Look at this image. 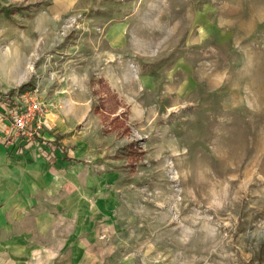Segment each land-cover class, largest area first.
<instances>
[{"label": "rangeland", "instance_id": "374dc122", "mask_svg": "<svg viewBox=\"0 0 264 264\" xmlns=\"http://www.w3.org/2000/svg\"><path fill=\"white\" fill-rule=\"evenodd\" d=\"M53 2L0 0V93L29 81L52 102L49 162L59 135L82 137V218L48 215L63 185L33 190L0 264H70L78 222L108 264H264V0ZM106 19L129 23L117 43ZM71 77L90 99L67 128L53 96H78Z\"/></svg>", "mask_w": 264, "mask_h": 264}, {"label": "crops", "instance_id": "0c3cea01", "mask_svg": "<svg viewBox=\"0 0 264 264\" xmlns=\"http://www.w3.org/2000/svg\"><path fill=\"white\" fill-rule=\"evenodd\" d=\"M53 3L54 9L60 11L84 10L90 8V6H87L85 4L84 0H54ZM107 6L108 3H99L97 7L101 10H105ZM128 24L129 23H127V21L125 20L120 22L119 20L113 21V19H110V21H108L106 19L102 23H100V25L108 27V29L106 30L107 33H105L104 35L101 34L100 37L106 39L107 42L111 43L113 41L114 43H117L119 34L122 33V30L120 31V28H124ZM110 49L111 50H106V54H114L113 47H111ZM78 52L79 54H82V49ZM71 73H75L74 69L71 71ZM71 78V81L67 79V83H69L68 87H70L72 83L77 84L78 88H76V94L78 95L77 97L80 98L76 99L77 97H73L72 94H65L63 96H60V93L55 94L53 97H58L59 101H61L62 109L66 105L80 106L82 105V103L87 105V101H89L90 99L89 97H86L82 100V78ZM52 80L54 79H51L50 81ZM64 90L66 91V88H64L63 86L61 91ZM63 110L62 114L64 115H62L63 117H61V119H59V117H56V114L54 113L55 126L58 119L63 122L64 126L67 128L72 127L68 122H78L80 120L79 118H75L69 115V113H67L68 109L64 108ZM1 113L2 112L0 107V115ZM51 116L53 119L54 115L51 114ZM47 132L52 135L55 130H51L52 133L50 131ZM67 137L68 136L59 135V141H57L56 144H59L60 146L62 141V143H65L67 147L65 148L66 151H63L58 147L57 152H59V150L61 152L57 153L58 156L54 162H49L47 159L43 158L42 155L37 154L34 147L30 148L29 150L26 149L22 154H18L16 153V150L13 146L8 148L0 141V231L2 230L6 232V227L10 228L15 226V222H13V219H16L17 217H20L22 215L21 212H23L24 210V204L27 205L33 202L37 203L33 197H30V195H28L29 193H31L33 190H39L44 193L43 191L46 192L50 189L52 190L54 188V184L63 185L66 188L67 193L65 194L64 192L62 196L63 199H59L60 201H56L54 205L55 211L48 212V215L50 214V216L53 217L58 213H61L66 218H75V216L80 214L76 218H82V177L78 176V171L82 169V158L78 157H81V154H84L85 152L87 153L88 151L80 148H74L75 150H73L72 147H68V145H76L82 142L80 139L82 137H80L79 135H74L69 138ZM38 181L42 182L40 186L37 183ZM7 182H12L13 184L8 187ZM46 188H49V190ZM17 189L23 194H17L18 196L15 197L14 194ZM25 193H27V195ZM77 212H79V214H77ZM82 226L84 229H82ZM92 228L93 227H91V225H82V222H78V224H75L73 227H71V230L67 231V233L71 235V237H69L68 239L72 238V243L71 245L70 243H66L67 245H69V247H65L64 249H62L66 250L62 258H68L70 264H108L107 259L105 260L106 256H104V250L98 249L96 252H93L92 249L88 248V243L86 241H83L82 237H80V234H86L87 229ZM14 229L15 228L12 229V232ZM5 242V239L0 240V249L4 248V250H6L8 244L6 243V246ZM94 257H96V259H94ZM59 260H55L56 263Z\"/></svg>", "mask_w": 264, "mask_h": 264}, {"label": "built area", "instance_id": "2783aa9c", "mask_svg": "<svg viewBox=\"0 0 264 264\" xmlns=\"http://www.w3.org/2000/svg\"><path fill=\"white\" fill-rule=\"evenodd\" d=\"M40 89L36 85L30 89L14 88L11 92L0 93V140L6 146H18L17 151L21 153L27 148L52 142L47 131L53 126L49 115L53 105Z\"/></svg>", "mask_w": 264, "mask_h": 264}, {"label": "trees", "instance_id": "16d2710c", "mask_svg": "<svg viewBox=\"0 0 264 264\" xmlns=\"http://www.w3.org/2000/svg\"><path fill=\"white\" fill-rule=\"evenodd\" d=\"M5 6H6V5H5ZM6 7H7V6H6ZM7 11H8V8H7ZM30 84H31V83H30L29 81L24 82V83H21V84H20V89H21V90L26 89V88L29 87ZM56 145H57V149H58V147H59V148H62L61 145H60V146H59V144H56Z\"/></svg>", "mask_w": 264, "mask_h": 264}]
</instances>
